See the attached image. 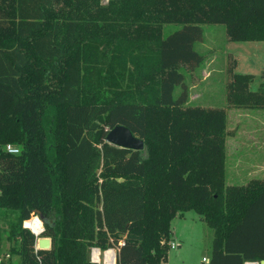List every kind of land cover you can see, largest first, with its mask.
<instances>
[{"label": "trees", "instance_id": "1", "mask_svg": "<svg viewBox=\"0 0 264 264\" xmlns=\"http://www.w3.org/2000/svg\"><path fill=\"white\" fill-rule=\"evenodd\" d=\"M170 23L181 27L163 37ZM204 23L223 24L227 41H264V0H0L10 258L96 264L92 247H115V264H161L170 221L192 209L213 230L208 264L264 260V178L225 185V107L187 103ZM228 56L227 105L264 109V82L251 89ZM116 125L144 148L108 143ZM33 214L49 249L24 227Z\"/></svg>", "mask_w": 264, "mask_h": 264}, {"label": "rangeland", "instance_id": "2", "mask_svg": "<svg viewBox=\"0 0 264 264\" xmlns=\"http://www.w3.org/2000/svg\"><path fill=\"white\" fill-rule=\"evenodd\" d=\"M201 26L203 38L195 43V50L203 56L205 61L201 67L195 69L196 73H185V82L190 87L187 103L192 106H220L228 109L225 185H242L252 178H264V140L262 139L260 147L254 149L255 152L259 151L260 155L257 158L260 163H249L251 152L248 150V145L246 147L244 144L251 131V127H248L250 126L247 120L248 112L226 103V70L229 59H232L228 54L236 60L234 72L253 75L250 87L257 89L258 85L264 82L262 77L264 75V41H227L223 24L204 23ZM180 27L181 25L176 23L165 24L163 37ZM179 92L180 88L177 87L175 95ZM222 103H224L223 106H221ZM261 134L264 135V129H261ZM254 138V145L258 144L257 136L255 135ZM35 216L40 219L44 227L45 220L39 215H32V217ZM14 219L16 216L13 212L0 210V256L6 260L12 246V241L7 238L6 233ZM170 230L172 233L169 240L175 242L177 246L168 249L166 261L161 264H199L203 256L209 259L213 230L194 210L190 209L181 215L177 214L170 221ZM110 258L111 255H108V259ZM8 260L12 264H18L19 257L12 255Z\"/></svg>", "mask_w": 264, "mask_h": 264}, {"label": "crops", "instance_id": "3", "mask_svg": "<svg viewBox=\"0 0 264 264\" xmlns=\"http://www.w3.org/2000/svg\"><path fill=\"white\" fill-rule=\"evenodd\" d=\"M204 61H205V59L203 60V62L200 64L199 67L202 66ZM263 69H264V67H263ZM193 73H196L195 70H194ZM187 86H188V101H189V88L190 87H189V85H187ZM223 105H224V103H222L221 106H223ZM208 107H212V106H208ZM216 107H218V106H216ZM225 110H226V115H227L228 109L225 108ZM240 110H244V111L248 112V115H247L248 119L247 120L249 121V124H250V126H248V127H251L250 134H248V137H247V139H245V143H244L246 147L248 145V150L251 152L249 154L250 155L249 163L259 164L260 162H259V159L257 158L260 155L259 151L257 150V152H255L254 149L256 147H260L261 146L260 143L262 142V139L264 140V135L261 134V129H264V109H248V108H244L243 109V108H240ZM255 135L257 136V139L259 140V142H258V144L254 145V139H255L254 137H255ZM226 139H227V137H226ZM226 148H227V144H226ZM261 178H252V179H261ZM170 236H171V234H170ZM6 262L8 264H12V262H10L8 260V258H7V260L5 259V264H6Z\"/></svg>", "mask_w": 264, "mask_h": 264}, {"label": "water", "instance_id": "4", "mask_svg": "<svg viewBox=\"0 0 264 264\" xmlns=\"http://www.w3.org/2000/svg\"><path fill=\"white\" fill-rule=\"evenodd\" d=\"M106 141L121 148L132 150H142L144 148L143 140L134 135L129 128L123 125H116L109 129L106 134ZM41 232H43V229ZM50 245L51 242L48 237H40L37 241V248L39 249H49ZM259 264H264V260H261Z\"/></svg>", "mask_w": 264, "mask_h": 264}, {"label": "built area", "instance_id": "5", "mask_svg": "<svg viewBox=\"0 0 264 264\" xmlns=\"http://www.w3.org/2000/svg\"><path fill=\"white\" fill-rule=\"evenodd\" d=\"M6 150L10 153H18L20 150L17 146L13 145V144H7L6 145ZM24 227L28 228V225L26 224V221L24 222ZM31 230V229H30ZM38 238V236L41 234L39 233H35L33 230H31ZM123 242L119 241L118 245H121ZM169 244V248H175L177 246V244L171 240H169L168 242ZM108 255H111V258L108 259ZM7 258H10V255L7 253ZM5 259L2 256H0V264H5ZM90 260L96 264H115L116 263V248L115 247H111L105 250H100L97 247H92L90 250ZM209 259L206 258L205 256H203L201 258V261L199 264H208ZM244 264H258V262H245Z\"/></svg>", "mask_w": 264, "mask_h": 264}, {"label": "bare ground", "instance_id": "6", "mask_svg": "<svg viewBox=\"0 0 264 264\" xmlns=\"http://www.w3.org/2000/svg\"><path fill=\"white\" fill-rule=\"evenodd\" d=\"M39 222V223H37ZM26 224L28 225V227L33 230L35 233H40L41 230L43 229V226L41 224V221L38 217H34L29 221H26ZM41 225V226H40Z\"/></svg>", "mask_w": 264, "mask_h": 264}]
</instances>
